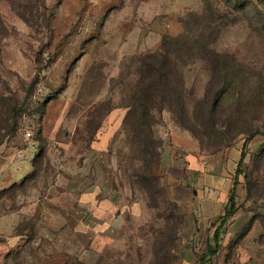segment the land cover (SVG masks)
Returning a JSON list of instances; mask_svg holds the SVG:
<instances>
[{
  "label": "rangeland",
  "instance_id": "obj_1",
  "mask_svg": "<svg viewBox=\"0 0 264 264\" xmlns=\"http://www.w3.org/2000/svg\"><path fill=\"white\" fill-rule=\"evenodd\" d=\"M0 22V119L15 107L0 120V210L21 211L13 232L22 234L0 264H260L264 0H0ZM177 37L182 54L209 45L182 69L195 122L161 106L150 113L162 189L149 193L124 117L138 58ZM222 86L208 114L205 99ZM241 149L236 210L201 261ZM210 192L202 217L199 196Z\"/></svg>",
  "mask_w": 264,
  "mask_h": 264
},
{
  "label": "trees",
  "instance_id": "obj_2",
  "mask_svg": "<svg viewBox=\"0 0 264 264\" xmlns=\"http://www.w3.org/2000/svg\"><path fill=\"white\" fill-rule=\"evenodd\" d=\"M205 5L206 8H210L206 1ZM200 41L203 40L190 42V46H188L190 50L187 53L182 54V49L178 44V37L169 41L163 38L160 47L157 50L142 54L135 64L137 78L134 82L133 93L127 105L128 109L124 118L125 123L129 122L131 127L135 129V135L138 139L137 143L139 151L137 156L133 157V160L138 164L134 168L135 177L138 179L137 182L139 184H145L146 190L149 193L155 192L158 188L162 189L159 185L157 174L155 173L157 165L160 164L161 156L152 124L149 122L151 119L149 118L150 113L156 107L161 106L163 109H167L175 115L177 119L180 118L182 114L186 115V113H188V122H195L194 115L196 114V107L190 106L193 105V102H191L189 97L190 93L184 91L182 69L189 64V61L196 58L193 54V50H197L200 46H202L203 49L208 47V40L203 42ZM222 70L223 68L221 71ZM222 72L223 73L221 74L223 78H225L227 71L224 70ZM237 82L238 77H233V80H228L227 78L223 79V85H225V87L227 85H235ZM240 82L241 81H239V83ZM223 87L224 86L217 91L219 95L214 101L210 98V95H207L205 99V110L208 114L215 112L217 107L220 108L222 99L225 95L222 90ZM252 100L253 96L247 98L241 96L236 102H240L239 105L246 106L253 104ZM262 102L264 105V101ZM14 111L15 107L6 103L4 106V112H2L4 117L0 120H2V122L8 121V119L14 115ZM188 129L194 134L192 128L189 127ZM256 132L257 129L252 130L249 135H254ZM245 144L246 141L243 143V148ZM42 150L41 152H43ZM37 156L39 157L40 154ZM243 157L244 150L241 149L239 159L236 162L233 183L228 191L223 215L213 233L214 245L207 243V250L201 256V261H205L206 257H210L217 253L222 230L221 228L233 216L236 210L235 188L238 181V175L243 168ZM34 162L35 161H33V164ZM17 235L22 236V234Z\"/></svg>",
  "mask_w": 264,
  "mask_h": 264
},
{
  "label": "crops",
  "instance_id": "obj_3",
  "mask_svg": "<svg viewBox=\"0 0 264 264\" xmlns=\"http://www.w3.org/2000/svg\"><path fill=\"white\" fill-rule=\"evenodd\" d=\"M214 180H210L209 186H214ZM200 201L201 207H200V215L202 217L209 216L208 213L205 212L204 205H210L212 203V200L216 198V195H214L213 192L207 193V196L204 197V195L201 194ZM204 211V212H203ZM0 262L4 258L5 249L8 250L10 248H13L21 239L22 236L14 234L13 229L16 223L17 218L20 216L21 211H1L0 210ZM211 245H214L212 241H209ZM261 251L264 254V246L261 247ZM259 263L264 264V256L262 258H259Z\"/></svg>",
  "mask_w": 264,
  "mask_h": 264
}]
</instances>
